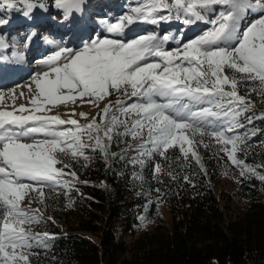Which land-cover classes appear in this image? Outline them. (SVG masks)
<instances>
[{
	"label": "snow or ice",
	"instance_id": "6c2138e0",
	"mask_svg": "<svg viewBox=\"0 0 264 264\" xmlns=\"http://www.w3.org/2000/svg\"><path fill=\"white\" fill-rule=\"evenodd\" d=\"M86 3L0 0V10H20L42 32L41 22L32 15L35 9L47 11L51 6L60 10L63 20L75 21ZM217 5L222 6L219 11ZM250 14L255 18L242 30V21ZM173 18L185 25L206 22L211 26L191 40H178L175 48L166 47L174 39L168 34L153 32L127 41L116 38L123 37L133 23L157 24ZM7 23L0 16V26ZM41 32L32 31L26 39H39ZM106 32L114 36L90 38L76 49L55 45L39 61L48 71L35 78L38 96L30 101L33 107L0 110V264H31L33 242L47 247L45 240L52 238L24 227L39 223L38 210L21 207L25 196L36 192L43 203L45 188L58 194L59 188L75 187L73 181L79 178L72 162L81 157L88 160L89 150L107 155L114 137L138 141L134 150L141 158L154 152L167 158L169 149L179 148L184 159L191 155L199 163L196 146L210 136L232 164L241 167L242 176L245 169L255 171L236 156L247 147L244 135L237 131L244 127L238 118L251 110L239 85L258 82L246 91L264 95V0H141L129 14L106 22ZM8 47L0 36V49ZM113 92L125 99L106 104L97 114L99 120L93 117L87 124L44 114L51 110L48 105L85 97L96 103ZM132 98L136 100L128 103ZM79 115L87 118L86 113ZM121 117H131V123ZM59 125L71 127L59 129ZM161 171L155 165V172ZM68 176L73 179H65Z\"/></svg>",
	"mask_w": 264,
	"mask_h": 264
},
{
	"label": "trees",
	"instance_id": "16d2710c",
	"mask_svg": "<svg viewBox=\"0 0 264 264\" xmlns=\"http://www.w3.org/2000/svg\"><path fill=\"white\" fill-rule=\"evenodd\" d=\"M122 4L132 9L141 0H122ZM124 8L119 17L128 13ZM21 14L0 10L8 21ZM202 23L208 24L206 29L211 26ZM158 30L153 31L164 35ZM174 30L169 25L165 33ZM3 33L6 30H0V36ZM255 83L239 85L251 110L238 118L244 127L237 131L244 135L247 147L236 156L255 170L245 169L242 176L236 166L235 193L243 204L226 210L219 202L214 180L224 166L219 153H226L210 136L196 146L199 163L191 155L184 159L179 148L169 149L167 158L158 152L141 158L134 150L138 141L114 137L107 155L89 150L88 160L81 157L72 162L79 178L73 181L75 187L59 188L58 194L44 189L42 211H50L55 220L37 212L39 223L24 227L52 238L45 240L47 247L33 242L31 264H264V95L246 91ZM121 119L131 123L132 118ZM157 164L160 173L155 172Z\"/></svg>",
	"mask_w": 264,
	"mask_h": 264
},
{
	"label": "rangeland",
	"instance_id": "374dc122",
	"mask_svg": "<svg viewBox=\"0 0 264 264\" xmlns=\"http://www.w3.org/2000/svg\"><path fill=\"white\" fill-rule=\"evenodd\" d=\"M217 6L218 8L222 7L219 5ZM121 8H124L122 0H87V3L84 6V12L82 14H77L75 21L63 20L60 10L51 6L47 11L35 9L32 15L35 20L41 22L43 29L42 32L41 28H34L33 30V20L26 18L23 14L11 20L6 25L0 26V30L3 32L6 30V33H3L2 36L5 42L9 45L7 49H0V66L2 68V74H4L0 77V80H2L0 82V110L14 111L18 110L21 106L31 109L33 107L30 103L31 99L38 96V90L35 86V78L37 76L42 77L43 73L48 71V68L41 65L39 61L42 58H46L55 45H67L66 42L68 41L69 36L71 38V45L68 46H74L73 42H75L76 45L74 47L77 48L81 47L83 43L87 42L90 38L96 36H114V34H108L106 32V22H115L122 13ZM124 9L128 12L126 14L131 12L130 6ZM254 18L255 16L253 14L248 15L246 19L242 21V30ZM169 25L175 29L174 31H171V34H168L174 37V39L166 45V47L175 48L178 40L182 42L188 41L203 34L207 30L205 26L208 24L196 22L195 24L185 25L182 20L176 24H171L169 21L157 24L151 22H139L133 23L128 27L123 37L116 38H122L127 41L140 35L151 33L156 29H159L158 33L161 29L163 34H167L165 31L166 27ZM51 26H54V28ZM48 27L53 28L51 30L55 32V34L45 31L44 28L47 29ZM32 31L41 32L39 39H33L38 43L35 44V46L39 50L25 58L23 62L17 63L18 56H16V54L18 53V49H24L27 46L26 42H28V40L26 39V35ZM33 40L30 44L33 43ZM47 41H52L53 43L50 44ZM11 42H14V44ZM6 59L8 61H6ZM6 65H9L10 67H7ZM19 67H22V69L19 70V75L16 77H10V75H13V72L8 70L12 68L18 70ZM31 71L33 72L31 73ZM29 86L31 87V90H29ZM21 93H23V95H21ZM89 99L90 98L88 97H85L83 100L78 98L75 103L69 101L66 103H58L56 105H48L47 107L51 110L44 114L59 116L66 120L71 118L77 119L79 122H90L106 104H109L110 102L114 103L117 99L123 98L119 93L113 92L112 95L103 100H99L96 103H89ZM73 113H75V115H72ZM80 113H86L87 118H81L79 115ZM17 114L20 113L17 111ZM23 114L27 115L28 113ZM56 127L64 129L71 127V125H59ZM219 154V156L223 157L222 161L224 162V166L214 180L219 202L226 210H228L227 206L237 208L238 205L240 206L239 203L243 204V202L237 199L235 193L238 170L228 159L227 154ZM37 197L38 193L30 192L25 196L21 203V207L38 210V212L42 213L44 216L51 220H55V217L50 211H42V208L45 206V201L40 203ZM164 215L166 220H168V214L165 212Z\"/></svg>",
	"mask_w": 264,
	"mask_h": 264
},
{
	"label": "bare ground",
	"instance_id": "6f19581e",
	"mask_svg": "<svg viewBox=\"0 0 264 264\" xmlns=\"http://www.w3.org/2000/svg\"><path fill=\"white\" fill-rule=\"evenodd\" d=\"M54 19H56V18H54ZM33 27V30H34V26H32ZM51 27H53L54 28V26H51ZM53 28H47V29H45V31H48V33H53V34H55V32H53L51 29H53ZM29 30H30V28H29ZM58 32H60V31H58ZM51 33V34H52ZM70 36L68 37V41L66 42L67 43V46L68 45H71V43H70ZM11 43H13L14 44V42H11ZM70 43V44H69ZM74 44V46L76 45V43L75 42H73ZM35 44H38L35 40H33V43H31L30 44V42L28 41V42H26V47L24 48V49H22V48H20V49H18V55L16 54V56H18V58L20 59V62H23L24 61V59L25 58H27V57H29V56H31L33 53H36L39 49L38 48H34V46H35ZM66 45V44H65ZM74 46H68V47H71V48H73V49H76L77 47H74ZM23 50V51H22ZM1 57V56H0ZM6 58V57H5ZM6 61H8L7 59H6ZM0 64H1V58H0ZM7 67L9 66V65H6ZM10 67V66H9ZM24 68V67H23ZM20 69H22V67L20 68L19 67V69L18 70H16L15 68H12V69H10V70H8V71H10V72H13L14 74H15V76H17V74H19L20 73ZM33 71H31V73H32ZM7 73V72H6ZM9 76V75H8Z\"/></svg>",
	"mask_w": 264,
	"mask_h": 264
}]
</instances>
